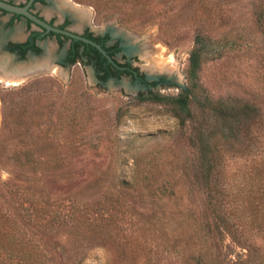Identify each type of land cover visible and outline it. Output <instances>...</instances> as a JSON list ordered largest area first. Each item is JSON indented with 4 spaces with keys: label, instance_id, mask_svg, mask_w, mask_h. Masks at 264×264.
<instances>
[{
    "label": "rangeland",
    "instance_id": "rangeland-1",
    "mask_svg": "<svg viewBox=\"0 0 264 264\" xmlns=\"http://www.w3.org/2000/svg\"><path fill=\"white\" fill-rule=\"evenodd\" d=\"M71 1L89 13L91 26L131 36L124 51L161 81L155 90L176 94L186 87L184 70L195 36L202 34L216 49L201 72L206 91L264 106V26L255 20L264 0ZM143 41L163 45L171 66H159L133 47ZM64 70L18 84L0 79V179L29 192L23 204L32 223L18 218V224L34 254L43 264H188L186 253L201 247L148 181L177 184L176 191L201 210L190 127L181 128L164 106L138 99L147 88L128 76L100 83L90 65ZM249 144H238L230 162L236 172L230 186L245 198L264 183L243 174L255 150ZM225 244L236 248L230 237ZM223 252L227 264L229 248ZM255 258L264 264L263 251Z\"/></svg>",
    "mask_w": 264,
    "mask_h": 264
},
{
    "label": "trees",
    "instance_id": "trees-1",
    "mask_svg": "<svg viewBox=\"0 0 264 264\" xmlns=\"http://www.w3.org/2000/svg\"><path fill=\"white\" fill-rule=\"evenodd\" d=\"M255 20L264 26V7L256 10ZM213 44V38L196 34L184 70L186 87L178 93L150 90L137 95L142 101L164 106L181 128L190 127L188 140L195 150L192 175L203 194V206L198 211L191 206L176 191L177 184L159 180L148 182L157 196L167 203L174 220L183 221L190 237L201 247L197 252L192 249L186 253V263L225 264L223 249L229 248L231 257L227 264H257L255 253L264 252V183L258 184L254 196L245 198L235 194L230 184L235 183L236 172H231L230 162L231 152L237 145L249 141V146L255 150L243 174L264 180V106L240 97H214L206 91L201 72L209 60V53L216 51H212ZM69 120L74 124L77 121L76 118ZM27 196L29 192L17 182L0 179V264L3 260L43 264L33 252L32 239L18 224V218L22 225L32 223L31 213L23 204ZM35 215L40 222L42 212L37 209ZM227 237L240 248L238 251L233 245L225 244ZM244 245H248V255L242 249Z\"/></svg>",
    "mask_w": 264,
    "mask_h": 264
},
{
    "label": "flooded vegetation",
    "instance_id": "flooded-vegetation-1",
    "mask_svg": "<svg viewBox=\"0 0 264 264\" xmlns=\"http://www.w3.org/2000/svg\"><path fill=\"white\" fill-rule=\"evenodd\" d=\"M1 1L27 7L39 20L90 39L101 47L100 49L90 42L60 32L48 31L25 14L0 7V55L11 58L14 63L12 69L22 66L23 62L29 64L33 58L43 59L49 54L50 62L61 69L77 64L92 66L100 83L110 78L128 76L145 85L146 91H157L154 88L161 81L153 80L138 65L133 64L128 53L124 51L128 48L125 42L131 36L124 35L123 32L113 36L112 28L98 29L91 26L89 13L84 16L76 15L82 8L77 7L71 0ZM135 46H140L147 54L143 42L133 47Z\"/></svg>",
    "mask_w": 264,
    "mask_h": 264
},
{
    "label": "bare ground",
    "instance_id": "bare-ground-1",
    "mask_svg": "<svg viewBox=\"0 0 264 264\" xmlns=\"http://www.w3.org/2000/svg\"><path fill=\"white\" fill-rule=\"evenodd\" d=\"M76 15L78 16H84L86 15L85 11L82 9V11H77ZM143 44L145 45V51L147 52V56L151 58V60L157 65L162 67H169L171 66L172 57L171 56H165L164 53L166 51L165 47L163 45H152L147 41H143ZM151 53V54H150ZM50 55H46L43 59H32L30 62L29 69H32V71H56L57 73H62L65 70L61 69L59 66H54L52 62H50L49 59ZM12 60L10 57H4L0 55V79L7 81L9 84L14 83L18 84L26 79H28L29 74L26 73V69H24V66H18L12 69ZM28 70V69H27Z\"/></svg>",
    "mask_w": 264,
    "mask_h": 264
},
{
    "label": "water",
    "instance_id": "water-1",
    "mask_svg": "<svg viewBox=\"0 0 264 264\" xmlns=\"http://www.w3.org/2000/svg\"><path fill=\"white\" fill-rule=\"evenodd\" d=\"M0 7L4 8L6 10H9V11H15V12H18V13L25 14V15L29 16L30 18L34 19L33 21H35L38 24L46 27L48 31L49 30H53L55 32H60V33L66 34V35H68L70 37H74V38H78V39H81V40L86 41V42H90V43L96 45L97 47H99L101 49V47L97 43H95L94 41H92L90 39L82 37V36H80L78 34H75L73 32L54 27V26L48 24L47 22H45L44 20H39L36 16H34L32 13H30L27 10V7H19V6L11 5V4H8V3L4 2V1H1V0H0ZM22 64H23L22 66H24L23 68L26 69V73L29 74L28 79L31 78L32 76H36V75L45 73V71H35V72L32 71V69H29L30 63L28 64V63L23 62Z\"/></svg>",
    "mask_w": 264,
    "mask_h": 264
}]
</instances>
